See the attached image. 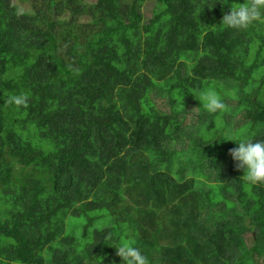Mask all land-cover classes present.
Returning a JSON list of instances; mask_svg holds the SVG:
<instances>
[{
	"label": "trees",
	"instance_id": "16d2710c",
	"mask_svg": "<svg viewBox=\"0 0 264 264\" xmlns=\"http://www.w3.org/2000/svg\"><path fill=\"white\" fill-rule=\"evenodd\" d=\"M145 2L0 0V264H123V238L150 264H264V184L224 140H264V22L220 24L244 0H153L145 21Z\"/></svg>",
	"mask_w": 264,
	"mask_h": 264
},
{
	"label": "clouds",
	"instance_id": "9594fccd",
	"mask_svg": "<svg viewBox=\"0 0 264 264\" xmlns=\"http://www.w3.org/2000/svg\"><path fill=\"white\" fill-rule=\"evenodd\" d=\"M254 22H264V0H244L243 3L231 4L229 12L223 15L220 24L232 29L246 30ZM29 99V92H20L9 96L7 104L26 108ZM199 101L209 113L228 110V105L214 87L202 91ZM224 140L238 142V146L229 149L228 154L236 162V169L243 170V179L251 185L264 184V140H255L249 136ZM115 250L123 264H150L148 258L135 246L133 239L123 238Z\"/></svg>",
	"mask_w": 264,
	"mask_h": 264
},
{
	"label": "rangeland",
	"instance_id": "374dc122",
	"mask_svg": "<svg viewBox=\"0 0 264 264\" xmlns=\"http://www.w3.org/2000/svg\"><path fill=\"white\" fill-rule=\"evenodd\" d=\"M84 1H87V2H93L95 0H84ZM152 5H153V0H146L144 6H143V12H144V16H145V21H147L150 16H151V9H152ZM226 91V90H225ZM234 102V101H233ZM154 103L156 104L157 108L160 110V111H164V112H167V113H170L171 109L170 107L168 106V98L166 96H161L159 95L158 97H156V99H154ZM188 111V114H185L184 118H183V122H182V126L184 127H187L189 128L190 126H194L198 123V111H197V106L196 104H194L193 102L189 103L187 105V107H185ZM229 109H233L232 106H228V110ZM227 111H224V112H218L217 114V119L222 121V119H224L226 113L228 112ZM244 114V112H242ZM243 114H237L233 119V124H232V127L234 128H237L238 126H240L241 124H243L244 120H243ZM180 116H183V115H178V117ZM233 133L235 134H231L232 137H237V138H244L245 136H249V137H252V134L250 132V129H247L245 128L244 126L243 127H240L236 130L233 131ZM224 134H227V133H224ZM191 137L194 138V135L191 134ZM189 138V137H188ZM201 139H202V142L204 143V134H201ZM189 142H188V139L187 138H184L182 139L180 142H175L174 143V146L178 149H186L187 146H188ZM29 172L32 170H28ZM251 232H247L245 233L243 236V240L245 242V244L249 247L251 245V237H250V234ZM115 236H116V230L114 228H110V240H107L104 245L106 247H111L113 245V241L115 240Z\"/></svg>",
	"mask_w": 264,
	"mask_h": 264
}]
</instances>
